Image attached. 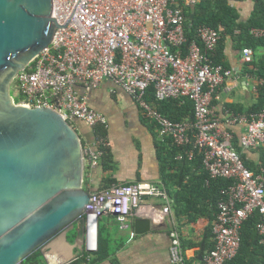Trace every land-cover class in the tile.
<instances>
[{"label":"built area","instance_id":"1","mask_svg":"<svg viewBox=\"0 0 264 264\" xmlns=\"http://www.w3.org/2000/svg\"><path fill=\"white\" fill-rule=\"evenodd\" d=\"M58 29L45 49L14 81L18 105L49 108L71 125L77 121L90 128H108L107 118L93 110L87 94L109 80L138 104L144 117L156 126L159 137L171 139L177 147H192L189 160L199 151L211 180L234 183L218 204L213 225L214 249L197 264H226L241 248V229L258 213V233L264 245V174L248 169L234 146L230 126H245L239 140L245 151L264 149V112L236 116L225 110V121L218 118L214 102L231 71L216 65L221 33L208 27L198 30V43L188 44L187 9L201 0H53ZM264 38V29L251 32ZM248 63L251 49L243 50ZM154 89L155 104L147 100ZM264 87V79L255 89ZM83 89L85 94H80ZM188 99L194 103L195 121L176 123L157 109L169 100ZM225 124V125H224ZM95 151H85L86 163L96 168L109 147L99 137ZM182 159V157H179ZM160 200L161 206L151 202ZM174 201L164 185L137 182L114 185L90 194L84 218L85 248L97 252L100 220L112 217L121 230H130V219H149L162 224L172 214ZM136 236L132 233V238ZM171 264H189L181 234L170 231Z\"/></svg>","mask_w":264,"mask_h":264},{"label":"water","instance_id":"2","mask_svg":"<svg viewBox=\"0 0 264 264\" xmlns=\"http://www.w3.org/2000/svg\"><path fill=\"white\" fill-rule=\"evenodd\" d=\"M54 17L53 0H0V264H22L55 243L60 264H75L86 249L81 135L52 109L16 104L11 92L62 29ZM152 230L151 220L135 219L136 235Z\"/></svg>","mask_w":264,"mask_h":264},{"label":"crops","instance_id":"3","mask_svg":"<svg viewBox=\"0 0 264 264\" xmlns=\"http://www.w3.org/2000/svg\"><path fill=\"white\" fill-rule=\"evenodd\" d=\"M233 6L241 15V20L246 22L252 14L254 4L251 1H234ZM224 54V63L229 66L231 76L219 89V100L213 104L218 118L223 122L226 104L235 103L248 107L254 103L257 96V89H255L257 80L244 74L248 62L243 56V51L235 48L233 40L229 37L225 41ZM79 91L80 94H85L83 89ZM86 97L89 106L107 118L108 128L104 129L100 126L90 128L85 123L77 121L75 128L81 135L85 151L97 149L96 142L99 138L97 130L99 129L106 132L104 138L109 147L96 168H90L87 163L85 189L90 193L101 192L105 190L108 180H112L114 185L150 182L164 185L174 201L172 214L164 223L153 224L151 232L136 235L134 238L132 233H134L135 217L130 219V230H121V228L116 230L115 226L119 225L112 217H104L100 220V225L104 228L109 240V251L113 252L116 264H171L170 231L173 226L181 234L188 263L197 264L202 254L200 244L205 231L210 225H214L216 220L212 223L208 217H199L197 221L190 222L187 216L177 215L175 196L179 190L181 174L176 166L164 170L165 165L161 158L164 141L159 137L156 126L144 117L142 110L131 96L109 80L89 92ZM228 129L240 138L245 131V126L235 125ZM251 152L250 159L259 161L258 152ZM165 164L171 163L168 161ZM155 201L151 202L159 206L163 204L160 200ZM56 245L57 243L49 252V256L58 258L61 252L56 251ZM49 256L48 264H60L50 260ZM103 264H113L112 259Z\"/></svg>","mask_w":264,"mask_h":264},{"label":"trees","instance_id":"4","mask_svg":"<svg viewBox=\"0 0 264 264\" xmlns=\"http://www.w3.org/2000/svg\"><path fill=\"white\" fill-rule=\"evenodd\" d=\"M235 2L251 1L254 4L250 18L244 22L241 15L233 6ZM186 36L188 44L198 43V30L202 27H208L221 33L213 62L216 65H222L227 70L229 66L224 63L225 41L227 38L233 40L235 48L243 51L251 49L254 52V59L246 64L244 74L253 79H264V38H255L251 32L254 29H264V0H201L195 7L187 9ZM147 100L155 104L154 89L151 87L147 93ZM169 120L181 123L195 121L194 103L188 99L169 100L156 105ZM226 110L236 116H246L264 112V87L257 89V96L254 103L250 106L240 104H226ZM98 137H105L106 132L102 129L97 130ZM240 138L234 135V146L240 153L246 167L256 174H264V149L258 150L259 161L250 159V154L243 150L239 145ZM161 150V158L165 167L175 168L180 172L179 190L175 196L177 215L187 216L190 222H195L199 217H208L212 223L218 216V204L224 200L225 192L233 185L232 180L217 179L211 180L206 172L203 159L199 151H195L193 160H189L188 154L192 147H177L171 139L164 141ZM179 157H182L180 159ZM171 163L166 165L165 163ZM106 167V166H105ZM200 173V174H197ZM114 185L112 180H108L105 189ZM95 193V192H93ZM91 194V193H90ZM196 201L197 203L195 204ZM261 217L258 213L247 220L241 229V248L239 254L226 264H264V247L261 245V237L258 233V226ZM75 239V234L73 236ZM69 236V241L73 240ZM201 256L203 259L206 252L214 249L213 224L210 225L204 234L200 244ZM113 252L109 251V240L104 232V228L99 224L98 250L97 252H88L86 249L79 253L75 264H103L111 260L116 264L113 258ZM22 264H48L42 248L29 255Z\"/></svg>","mask_w":264,"mask_h":264},{"label":"rangeland","instance_id":"5","mask_svg":"<svg viewBox=\"0 0 264 264\" xmlns=\"http://www.w3.org/2000/svg\"><path fill=\"white\" fill-rule=\"evenodd\" d=\"M11 92H12V96L15 98V101L18 102L19 99H18V95H17L16 87H15L14 84L12 85ZM153 202H156V201L153 200ZM119 228H120L119 226H118V227L115 226V229H116V230H119ZM73 236H74V233H72V234L70 235V237H71L72 239H73ZM73 240H74V239H73ZM42 250H43L44 253H45V257H48V256L50 255V254H48V252H49L48 244L45 245V246L42 248ZM58 258H59V256H58ZM60 258H61V257H60Z\"/></svg>","mask_w":264,"mask_h":264},{"label":"bare ground","instance_id":"6","mask_svg":"<svg viewBox=\"0 0 264 264\" xmlns=\"http://www.w3.org/2000/svg\"><path fill=\"white\" fill-rule=\"evenodd\" d=\"M50 260H53V261H56L58 263H60L61 259L60 258H57V257H54V256H49Z\"/></svg>","mask_w":264,"mask_h":264}]
</instances>
